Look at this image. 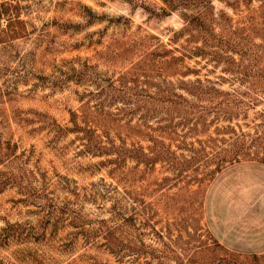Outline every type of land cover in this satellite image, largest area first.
Wrapping results in <instances>:
<instances>
[{
  "label": "rangeland",
  "instance_id": "rangeland-1",
  "mask_svg": "<svg viewBox=\"0 0 264 264\" xmlns=\"http://www.w3.org/2000/svg\"><path fill=\"white\" fill-rule=\"evenodd\" d=\"M264 160V0H0V264H264L205 221Z\"/></svg>",
  "mask_w": 264,
  "mask_h": 264
},
{
  "label": "crops",
  "instance_id": "crops-1",
  "mask_svg": "<svg viewBox=\"0 0 264 264\" xmlns=\"http://www.w3.org/2000/svg\"><path fill=\"white\" fill-rule=\"evenodd\" d=\"M205 221L226 248L264 252V160H239L211 180L205 197Z\"/></svg>",
  "mask_w": 264,
  "mask_h": 264
}]
</instances>
